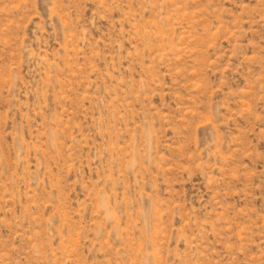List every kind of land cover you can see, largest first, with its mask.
<instances>
[{
	"label": "rangeland",
	"instance_id": "rangeland-1",
	"mask_svg": "<svg viewBox=\"0 0 264 264\" xmlns=\"http://www.w3.org/2000/svg\"><path fill=\"white\" fill-rule=\"evenodd\" d=\"M0 264H264V0H0Z\"/></svg>",
	"mask_w": 264,
	"mask_h": 264
}]
</instances>
